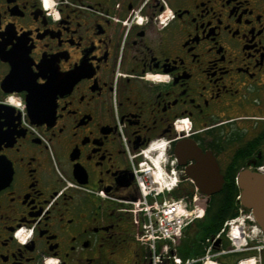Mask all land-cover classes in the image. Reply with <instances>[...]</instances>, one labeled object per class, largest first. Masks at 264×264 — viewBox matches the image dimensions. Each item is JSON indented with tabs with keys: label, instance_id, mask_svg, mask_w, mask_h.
I'll list each match as a JSON object with an SVG mask.
<instances>
[{
	"label": "flooded vegetation",
	"instance_id": "1",
	"mask_svg": "<svg viewBox=\"0 0 264 264\" xmlns=\"http://www.w3.org/2000/svg\"><path fill=\"white\" fill-rule=\"evenodd\" d=\"M187 139L264 173V0H0V264H153L136 176Z\"/></svg>",
	"mask_w": 264,
	"mask_h": 264
},
{
	"label": "built area",
	"instance_id": "2",
	"mask_svg": "<svg viewBox=\"0 0 264 264\" xmlns=\"http://www.w3.org/2000/svg\"><path fill=\"white\" fill-rule=\"evenodd\" d=\"M149 158L142 162V172L136 176L139 196L130 201L133 218L138 226V236L146 241L152 251L153 264H190L201 260L203 264H222L219 257L228 252H240L264 246L258 244L261 229L252 212L240 209L236 217L225 221L221 230L206 239L205 254L198 259H182L177 254V246L185 229L196 219L204 216L207 202L196 187L192 196L175 197L171 193L178 185V168L173 154L164 160ZM170 164L166 173L164 163ZM182 170H180L181 172ZM225 234L230 247L225 248L221 236ZM220 240V241H219ZM159 245V248H158ZM252 258L241 260L240 264H255Z\"/></svg>",
	"mask_w": 264,
	"mask_h": 264
},
{
	"label": "water",
	"instance_id": "3",
	"mask_svg": "<svg viewBox=\"0 0 264 264\" xmlns=\"http://www.w3.org/2000/svg\"><path fill=\"white\" fill-rule=\"evenodd\" d=\"M177 152L181 165H184L186 159L196 160L192 168L186 166L185 173L188 177L192 176L201 192L211 196L220 191L224 176L211 151H204L194 139H187L178 144ZM237 185L240 189V204L252 211L264 232V173H256L249 168L242 169L237 175Z\"/></svg>",
	"mask_w": 264,
	"mask_h": 264
},
{
	"label": "trees",
	"instance_id": "4",
	"mask_svg": "<svg viewBox=\"0 0 264 264\" xmlns=\"http://www.w3.org/2000/svg\"><path fill=\"white\" fill-rule=\"evenodd\" d=\"M194 189L195 185L193 182L191 184L189 181H185L173 192V195L192 196ZM239 193V187L232 176L231 180L226 183L222 190L213 194L207 206L205 216L195 220L185 230L178 247V254L183 259L201 257L205 252L206 238L215 235L223 227L227 219L238 215L240 208ZM193 225H195L196 229L193 233H189ZM191 264H202V262L198 260Z\"/></svg>",
	"mask_w": 264,
	"mask_h": 264
},
{
	"label": "rangeland",
	"instance_id": "5",
	"mask_svg": "<svg viewBox=\"0 0 264 264\" xmlns=\"http://www.w3.org/2000/svg\"><path fill=\"white\" fill-rule=\"evenodd\" d=\"M196 229L195 225H193V227L189 230V233H193L194 230ZM229 244L230 243H227L225 244L226 246L225 247H229ZM263 251V248L261 246V249H254L253 252L251 253H246V257L247 256H251V255H256L257 256V264H264V251ZM243 256H245L244 254L243 255H238V254H228L225 256V261L224 259H220V261L222 262V264H237L238 263V259L242 258Z\"/></svg>",
	"mask_w": 264,
	"mask_h": 264
},
{
	"label": "clouds",
	"instance_id": "6",
	"mask_svg": "<svg viewBox=\"0 0 264 264\" xmlns=\"http://www.w3.org/2000/svg\"><path fill=\"white\" fill-rule=\"evenodd\" d=\"M16 235H17V236H21V233H20V232H18V233H16ZM21 239L23 240V239H24V237H22V236H21Z\"/></svg>",
	"mask_w": 264,
	"mask_h": 264
}]
</instances>
